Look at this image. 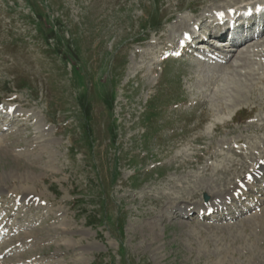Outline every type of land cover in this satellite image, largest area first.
<instances>
[{
  "label": "rangeland",
  "instance_id": "obj_1",
  "mask_svg": "<svg viewBox=\"0 0 264 264\" xmlns=\"http://www.w3.org/2000/svg\"><path fill=\"white\" fill-rule=\"evenodd\" d=\"M236 1L0 0L3 264H264V34L178 47Z\"/></svg>",
  "mask_w": 264,
  "mask_h": 264
},
{
  "label": "bare ground",
  "instance_id": "obj_2",
  "mask_svg": "<svg viewBox=\"0 0 264 264\" xmlns=\"http://www.w3.org/2000/svg\"><path fill=\"white\" fill-rule=\"evenodd\" d=\"M245 1V0H243ZM249 1V0H246ZM251 1V0H250ZM234 2H237L236 0H234ZM259 7V8H256ZM221 15L223 14L222 11H218ZM246 13H248V17H250L248 20V22L246 24H241V20L242 18L241 15H245ZM216 16V15H215ZM258 18V19H257ZM217 20L219 21H224V20H229L230 23L234 24L235 27V34L233 36V38L231 40H233V43L235 44L234 46L230 47V51L234 50L237 53H243V51L240 50V47L245 43H248L249 40H252L253 36L256 35L255 38H261L262 35L264 34V1L260 0L259 2L253 3L252 5L245 7L241 10L238 11H232V10H228L226 12H224V14L221 17H216ZM206 20H203L202 23H205ZM215 21L211 22V25L213 24V28H216V26L218 27L219 24H215ZM215 24V25H214ZM218 29V28H217ZM217 33V32H216ZM214 34V32H213ZM219 43L221 42V40H217ZM201 46L203 45V42H199ZM225 43V42H224ZM221 43V44H224ZM174 46H172L171 48H173ZM228 47V46H227ZM235 47V48H234ZM245 47V46H244ZM170 48V49H171ZM175 48V47H174ZM229 50V48H226V50ZM252 51H256L253 48L250 49L248 52H252ZM229 59V58H228ZM246 60V61H245ZM228 61V60H227ZM248 58H244V65L247 63ZM200 63H206L203 59L201 60ZM264 66V65H263ZM212 67V66H211ZM2 112V111H1ZM264 123V122H263ZM6 124V123H5ZM261 127V126H260ZM6 128L5 126L3 128H1L0 130ZM47 144V143H46ZM38 146V145H37ZM43 151L40 150L39 148H36V151L33 152H29V153H24V161L26 164L27 168H31L33 163L36 162H41V161H45L43 158L41 159V154ZM49 152V151H48ZM27 159V161H26ZM262 162H259V166L252 172L251 176L252 178H254V175L258 174V171L260 169H263L264 167V160H261ZM48 163V162H47ZM28 177H26V180ZM218 180V179H217ZM26 186V185H25ZM28 187H30L28 185ZM36 188V185L34 186ZM21 188V187H20ZM29 189V188H27ZM32 189V188H31ZM23 190L25 191V188H23ZM239 190V189H238ZM27 191V190H26ZM226 191V190H225ZM243 191V190H242ZM21 192V191H20ZM231 192H226L224 195L220 196L219 199H215V201L212 204H208L206 205V209L202 211L201 215L202 217L207 216V210L211 209L213 211H215L217 213L218 216H221V218L219 217V219H223L224 214L226 213V211L230 210L231 208L228 206H231V202L228 201L231 199ZM25 197V196H24ZM22 197V198H24ZM27 200V203L31 202ZM223 200V201H222ZM189 211L186 212H180V215L183 216H189L188 213ZM237 212V211H234ZM237 214V213H235ZM239 215V213L237 214V216ZM23 215H21L20 217H22ZM193 217V215H191ZM236 216V217H237ZM234 218V217H233ZM226 219V218H224ZM6 227V224H1L0 225V229H4ZM0 235H3L2 232L0 233ZM34 246V245H33ZM36 246H34L35 249ZM40 247V246H39ZM27 250V249H26ZM32 251V250H31ZM37 251V249H36ZM29 253V251H28ZM33 253V252H32ZM36 253V252H35ZM1 254V253H0ZM26 254V256L24 257L22 255V257H20L19 259H15L14 258H10V261L8 262V264H42L41 261H39L40 259H37L34 254ZM2 256V255H1ZM18 258V257H17ZM35 260V262H34ZM0 264H3L2 261H0Z\"/></svg>",
  "mask_w": 264,
  "mask_h": 264
}]
</instances>
